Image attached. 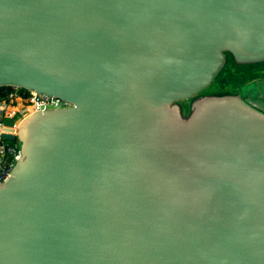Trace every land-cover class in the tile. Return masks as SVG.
I'll list each match as a JSON object with an SVG mask.
<instances>
[{"label":"water","instance_id":"95a60500","mask_svg":"<svg viewBox=\"0 0 264 264\" xmlns=\"http://www.w3.org/2000/svg\"><path fill=\"white\" fill-rule=\"evenodd\" d=\"M264 0H0V87L65 105L0 136V264H264Z\"/></svg>","mask_w":264,"mask_h":264},{"label":"built area","instance_id":"2783aa9c","mask_svg":"<svg viewBox=\"0 0 264 264\" xmlns=\"http://www.w3.org/2000/svg\"><path fill=\"white\" fill-rule=\"evenodd\" d=\"M65 105L57 97L28 91L18 87H10L5 94L0 97V110L5 117L13 118V122L2 125L13 126L17 118L26 110L45 109L47 107H57ZM20 156L18 142L16 140L4 139L0 136V184L8 178L11 170Z\"/></svg>","mask_w":264,"mask_h":264},{"label":"rangeland","instance_id":"374dc122","mask_svg":"<svg viewBox=\"0 0 264 264\" xmlns=\"http://www.w3.org/2000/svg\"><path fill=\"white\" fill-rule=\"evenodd\" d=\"M231 63L232 64L226 60L224 67L212 84V88L214 90L241 88L242 94L246 99L259 105V100L251 91L253 87L251 85H245L248 80L258 76V74L254 72V69H252V67H255L257 64H237L234 60ZM258 64L264 65V63ZM259 80L260 79L254 80L250 84L255 85ZM3 120L8 123L13 122V118L11 117H5Z\"/></svg>","mask_w":264,"mask_h":264},{"label":"crops","instance_id":"0c3cea01","mask_svg":"<svg viewBox=\"0 0 264 264\" xmlns=\"http://www.w3.org/2000/svg\"><path fill=\"white\" fill-rule=\"evenodd\" d=\"M260 66H258L255 70H254V72H256L257 74H258V76H256L255 78H252V79H250V80H258V79H261L263 76H264V68H263V64H259ZM4 123L5 124H10V123H8V122H5L4 121Z\"/></svg>","mask_w":264,"mask_h":264},{"label":"trees","instance_id":"16d2710c","mask_svg":"<svg viewBox=\"0 0 264 264\" xmlns=\"http://www.w3.org/2000/svg\"><path fill=\"white\" fill-rule=\"evenodd\" d=\"M251 71V70H250ZM9 87H0V97H2Z\"/></svg>","mask_w":264,"mask_h":264},{"label":"flooded vegetation","instance_id":"af4514ba","mask_svg":"<svg viewBox=\"0 0 264 264\" xmlns=\"http://www.w3.org/2000/svg\"><path fill=\"white\" fill-rule=\"evenodd\" d=\"M229 58V59H228ZM228 58H227V60H228V62H230V64H232L231 62L233 61L232 60V58L228 55ZM258 66H260L259 64H257V65H255V67L257 68ZM255 67H252V69H256ZM257 70V69H256Z\"/></svg>","mask_w":264,"mask_h":264}]
</instances>
